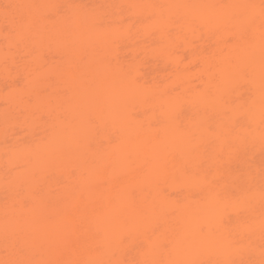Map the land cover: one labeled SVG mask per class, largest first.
<instances>
[{
    "label": "bare ground",
    "instance_id": "obj_1",
    "mask_svg": "<svg viewBox=\"0 0 264 264\" xmlns=\"http://www.w3.org/2000/svg\"><path fill=\"white\" fill-rule=\"evenodd\" d=\"M262 0H0V261L264 264Z\"/></svg>",
    "mask_w": 264,
    "mask_h": 264
},
{
    "label": "snow or ice",
    "instance_id": "obj_2",
    "mask_svg": "<svg viewBox=\"0 0 264 264\" xmlns=\"http://www.w3.org/2000/svg\"><path fill=\"white\" fill-rule=\"evenodd\" d=\"M260 8H261V16L264 17V0H262ZM262 139H264V137H262ZM261 191H262V196H264V187H262ZM262 227H264V224H262ZM0 264H43V262L6 259L0 261Z\"/></svg>",
    "mask_w": 264,
    "mask_h": 264
}]
</instances>
